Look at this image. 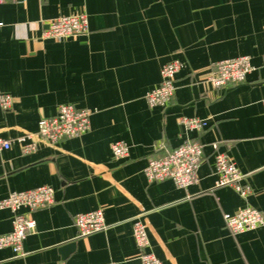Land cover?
<instances>
[{
  "label": "crops",
  "instance_id": "crops-1",
  "mask_svg": "<svg viewBox=\"0 0 264 264\" xmlns=\"http://www.w3.org/2000/svg\"><path fill=\"white\" fill-rule=\"evenodd\" d=\"M76 13L86 15V34L43 36L49 20ZM0 23V91L13 98L0 108V137L11 140L0 150V200L42 185L55 199L19 209L34 229L23 255L0 248V264H141L137 217L163 264H264V226L232 234L223 220L245 206L264 214V0H7ZM237 56L257 70L213 88L215 64ZM173 60L182 67L171 102L149 107L145 93ZM62 104L91 109L89 130L23 153L15 138ZM183 118L204 125L188 128ZM189 141L203 152L193 184L146 179L149 160ZM115 142L127 157L112 156ZM216 152L245 174L246 199L216 186ZM99 208L106 229L78 237L74 216ZM11 229V211L0 208V234Z\"/></svg>",
  "mask_w": 264,
  "mask_h": 264
},
{
  "label": "built area",
  "instance_id": "built-area-1",
  "mask_svg": "<svg viewBox=\"0 0 264 264\" xmlns=\"http://www.w3.org/2000/svg\"><path fill=\"white\" fill-rule=\"evenodd\" d=\"M7 0H0V4ZM25 3L27 0H11ZM2 24L0 23V26ZM88 32L87 18L84 13L63 15L47 22L43 36L54 40L65 37L80 36ZM264 66V64H263ZM182 63L173 60L165 63L160 70V83L147 91L144 98L149 107L168 106L175 91V74ZM248 56L220 60L215 64L214 71L207 77V82L213 88L233 86L245 82L247 74L256 71ZM264 110V98L261 99ZM13 104L10 94L0 91V108L8 110ZM93 113L88 108H76L71 104L59 105L56 113L42 117L34 132L16 137L23 153L36 150L38 142L44 141L56 144L64 139L80 136L89 130L90 116ZM181 122L188 128L200 129L204 122L198 118H183ZM11 140L0 137V150L8 149ZM216 148V145H213ZM112 156L115 159L128 155V146L123 142L111 145ZM202 146L196 142H184L181 145L166 150L161 155L148 161L144 174L149 182L170 179L180 188H186L196 180V169L202 162ZM215 172L216 186L231 187L241 198L246 199L251 194V188L243 183V174L234 162L225 154L216 152ZM54 191L50 186L42 185L23 191H13L0 200V208H7L12 213V229L6 234H0V248L9 247L16 256L23 255L22 244L29 232H32L35 222L32 218L20 213L21 207L30 211L50 206L54 203ZM223 220L232 234L251 231L264 226V214L250 206H245L233 214H224ZM77 236L84 237L106 229L102 210L96 209L86 213H77L73 218ZM132 235L141 264H163L149 250V240L146 227L139 217L135 218Z\"/></svg>",
  "mask_w": 264,
  "mask_h": 264
}]
</instances>
